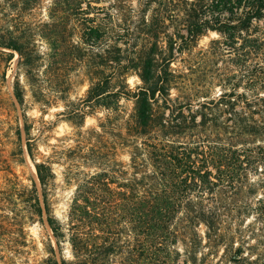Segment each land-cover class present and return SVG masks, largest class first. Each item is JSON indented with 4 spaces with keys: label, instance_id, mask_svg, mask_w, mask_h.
<instances>
[{
    "label": "trees",
    "instance_id": "1",
    "mask_svg": "<svg viewBox=\"0 0 264 264\" xmlns=\"http://www.w3.org/2000/svg\"><path fill=\"white\" fill-rule=\"evenodd\" d=\"M42 1L0 0L1 79L6 81L14 57L8 51L19 53L35 102L45 107L65 102L60 115L77 132L74 145L41 159L36 127L26 112L25 86L17 75L13 90L24 124L16 115L6 138L14 145L13 163L25 165L27 152L39 186L33 177L24 184L10 173V189L0 191L1 238L9 227L24 233L26 224L47 222L60 259L50 243L42 264H105L110 254L115 264H133L125 253H136L141 264H175L174 226L185 211L193 212L194 197L246 184L264 189V143L252 142L264 137V0H137L136 6L119 2L109 7L103 0H53L49 21L26 32L21 28L25 17ZM209 32L220 39L212 42L206 62L212 65L229 50L234 52L232 67L175 73L171 64L177 55ZM37 37L50 51L42 75L39 66L45 60ZM81 66L89 88L85 99L73 102L70 73ZM132 75L141 81L134 90L128 83ZM215 83L222 90L207 101ZM174 88L197 104L171 99ZM122 99L133 100L135 107L117 129ZM97 108L108 112L101 129L83 131L87 114ZM120 148L128 151V164L120 160ZM55 163L63 167L64 184L74 187L63 218L54 207ZM253 175L259 180L250 181ZM254 214L264 222V207ZM217 217L204 207L195 214L212 222ZM131 235L137 247L125 244Z\"/></svg>",
    "mask_w": 264,
    "mask_h": 264
},
{
    "label": "rangeland",
    "instance_id": "2",
    "mask_svg": "<svg viewBox=\"0 0 264 264\" xmlns=\"http://www.w3.org/2000/svg\"><path fill=\"white\" fill-rule=\"evenodd\" d=\"M52 2L53 0H43L36 10L27 14L25 23L21 25V28L26 32H30L41 23L49 21V7ZM119 2H124L127 6L137 5V0H103L102 5L109 7ZM167 31L170 34L174 32L171 24ZM219 39L220 35L218 33H207L190 50H187L183 55H177L171 64V69L179 75H185L190 74L192 71L204 69L205 66H214L215 68L232 67L234 52L229 50L221 51L219 58L216 57L212 60V65L206 62V55L212 48V42ZM36 44L45 60L39 66V73L42 75L47 54L50 51L46 42L39 37H37ZM100 51L95 50V52ZM8 52L13 53L14 57L6 71L5 82H2L1 79L5 64L0 69V191L10 189L9 179L12 177L10 173L16 174L24 184H30V177L36 180L33 172L35 166L27 152L25 165L12 162L10 153L14 145L8 142V137L6 138L7 135H10L9 127L16 125L14 120L16 115L20 118L22 128L24 124L22 109L14 97L13 87L17 75L20 76L21 82L25 86L26 112L30 121L36 127L33 137L38 140V156L41 159L52 158L55 149L61 151L74 145L73 138L77 132V129L67 121V116L60 115L66 110L65 102L55 101L56 104L46 107L35 102L31 87L25 76V70L20 68L19 65V53L15 51ZM85 72L86 67L81 66L76 72L70 73L69 80L72 85L70 99L73 102L85 99L87 95L89 82L86 80ZM128 83L133 90L141 85V81L136 75L130 76ZM221 90L218 83L212 85L209 88L207 101L217 98ZM239 91L244 93L242 87ZM46 92L50 95L48 90ZM262 92L264 96V91ZM190 97L188 101L197 104V100L193 96ZM10 98L13 99L17 112L10 105ZM176 98H179L180 102H188L186 101L188 97L174 88L171 92V99L175 100ZM121 105L123 106V119L116 122L115 127L117 129L133 113L135 107L134 101L127 99H122ZM194 108L197 109V106L194 105ZM107 115V110L103 108H97L93 113L87 114L83 131L91 129L99 131L101 129L100 124L105 122ZM256 119L258 122L261 121V116L256 114ZM38 128L43 129L44 134L41 135L42 132ZM252 142L264 143V137L254 138ZM23 145L25 149L26 136L24 132ZM119 158L125 164H128L130 155L127 150L120 148ZM54 168L58 175L54 207L56 214L63 218L71 201L74 187L64 184L62 165L55 163ZM252 180L258 181L259 177L253 175L250 177V181ZM36 182L39 186L38 178ZM194 199L192 209L194 213L188 210L185 211L174 226V229L178 232V244L175 248L177 254L174 255L175 264H264V222L259 221L254 214L255 209L264 207V189L252 188L250 184H246L235 189L219 188L213 194L207 193L200 197H194ZM203 207L206 210L216 212L218 214L217 219L213 222L207 219H196V211L201 210ZM105 242L107 246H110L112 240L108 237ZM124 242L132 247L139 245L138 239L132 235L125 237ZM50 243L56 248L58 259H60L56 240L47 222H45V225L40 223L26 224L24 233L9 227L3 238L0 235V264H42L49 256ZM66 256L70 257L69 250L66 251ZM125 259L133 264H141V257H138L136 253L133 256L125 253ZM105 264H115L113 255L110 254L107 257Z\"/></svg>",
    "mask_w": 264,
    "mask_h": 264
},
{
    "label": "bare ground",
    "instance_id": "3",
    "mask_svg": "<svg viewBox=\"0 0 264 264\" xmlns=\"http://www.w3.org/2000/svg\"><path fill=\"white\" fill-rule=\"evenodd\" d=\"M33 172H34V175H35V177H36V180H37V173H36V170H35V167H33Z\"/></svg>",
    "mask_w": 264,
    "mask_h": 264
}]
</instances>
